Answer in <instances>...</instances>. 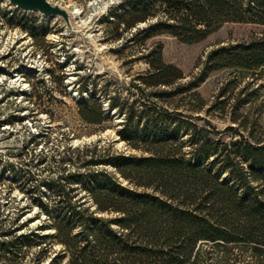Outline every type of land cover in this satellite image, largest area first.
I'll return each instance as SVG.
<instances>
[{
	"label": "trees",
	"instance_id": "1",
	"mask_svg": "<svg viewBox=\"0 0 264 264\" xmlns=\"http://www.w3.org/2000/svg\"><path fill=\"white\" fill-rule=\"evenodd\" d=\"M106 20L114 25L110 38L122 39L115 51L132 48L129 62L146 68L125 91L95 81L89 87L84 79L79 92L89 95L79 113L98 124L116 110L123 118L118 133L130 150L102 139L56 149L60 172L28 189L43 183L52 191L32 200L39 216L45 214L43 223L21 231L27 223L4 227L0 221V264H21L31 250V264H205L212 256L203 246L211 242L251 245L263 256L264 133L230 125L225 131L232 137L224 138L198 112L206 106L199 87L211 71L264 68V35L215 48L190 78L166 60L164 42L150 41L167 33L193 43L226 22L264 24V0H119ZM24 27L44 44L37 25ZM32 160L41 165L46 156ZM12 172L35 179L24 166Z\"/></svg>",
	"mask_w": 264,
	"mask_h": 264
},
{
	"label": "rangeland",
	"instance_id": "2",
	"mask_svg": "<svg viewBox=\"0 0 264 264\" xmlns=\"http://www.w3.org/2000/svg\"><path fill=\"white\" fill-rule=\"evenodd\" d=\"M51 1L70 10L72 27L62 15H46L0 0V221L4 227L27 223L21 231L43 223L45 214L39 216V205L32 200L35 196L48 199L52 191L43 183L34 191L28 189L60 172L52 157L56 149L62 152L71 144L76 147L102 139L115 149L130 150L118 133L123 118L116 110L104 123H88L81 117L79 102L89 95L87 90L79 92L84 79L89 87L95 81L99 87L108 83L113 91H125L146 68L143 61L129 62L132 48L115 51L122 39L110 38L114 25L106 16L119 0ZM33 24L47 37L44 44L24 27ZM258 35H264V24L226 22L203 41L185 42L166 33L150 42H164L166 60L190 78L200 74L215 48ZM199 91L206 106L198 113L211 120L224 138L232 137V131H225L230 125L246 132L256 126L258 133H264V68L213 70ZM100 96L108 101L104 94ZM40 155L46 160L37 165L32 159ZM13 166L30 168L35 179L15 178ZM203 247L212 256L205 264H264V255L258 256L251 245L211 242ZM33 251L21 264L32 263Z\"/></svg>",
	"mask_w": 264,
	"mask_h": 264
},
{
	"label": "water",
	"instance_id": "3",
	"mask_svg": "<svg viewBox=\"0 0 264 264\" xmlns=\"http://www.w3.org/2000/svg\"><path fill=\"white\" fill-rule=\"evenodd\" d=\"M19 7L35 10L39 9L46 15H62L65 17L67 23L72 27L71 12L67 7L59 3H53L51 0H10Z\"/></svg>",
	"mask_w": 264,
	"mask_h": 264
}]
</instances>
